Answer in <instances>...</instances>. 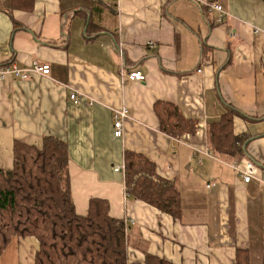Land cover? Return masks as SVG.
Listing matches in <instances>:
<instances>
[{"label": "crops", "instance_id": "obj_1", "mask_svg": "<svg viewBox=\"0 0 264 264\" xmlns=\"http://www.w3.org/2000/svg\"><path fill=\"white\" fill-rule=\"evenodd\" d=\"M201 1L222 4L226 16L196 0H0V63L51 65L48 75L0 80V168L13 167L15 140H64L77 212L92 197L107 199L126 223L129 263L151 253L236 264L244 248L250 264H264V0ZM136 70L144 80L130 78ZM157 101L177 105L195 131H161ZM124 107L119 137L114 110ZM227 107L245 138L241 153L222 157L208 126ZM126 150L176 181L180 219L128 196L124 170H115ZM247 161L255 165L248 182L233 167ZM38 246L34 236L14 238L0 264H35Z\"/></svg>", "mask_w": 264, "mask_h": 264}, {"label": "trees", "instance_id": "obj_2", "mask_svg": "<svg viewBox=\"0 0 264 264\" xmlns=\"http://www.w3.org/2000/svg\"><path fill=\"white\" fill-rule=\"evenodd\" d=\"M160 130L173 137L194 132L197 122L185 118L170 102L155 103ZM236 111L227 107L208 126L214 153L226 157L241 153L244 136L233 132ZM67 143L52 135L38 147L14 141V164L0 168V251L14 238L34 236L39 246L35 264H176L147 253L145 261L129 263L127 226L110 214L109 201L92 197L86 214H79L71 194ZM124 175L129 197L142 200L180 219L182 201L174 179L160 175L145 154L126 150ZM236 264H250L249 251L238 248Z\"/></svg>", "mask_w": 264, "mask_h": 264}, {"label": "built area", "instance_id": "obj_3", "mask_svg": "<svg viewBox=\"0 0 264 264\" xmlns=\"http://www.w3.org/2000/svg\"><path fill=\"white\" fill-rule=\"evenodd\" d=\"M197 2H201L202 4L206 5L209 10H216L220 13V20L224 18L227 14V11L224 9L223 5L217 2H207V1H201V0H196ZM256 31H259L258 29H255ZM51 72V65L49 63H41L37 60L33 61L30 65L28 66H18L15 63H8V64H3L0 63V80L5 79L6 77H15V78H20V79H28L30 78L32 73H38V74H44L48 75ZM130 78L132 80H144L145 75L139 71H132L129 74ZM79 95V92L74 90L70 94V98L74 103H78L81 98ZM128 114V109L127 108H118L114 110V127H115V135L116 136H122V126H123V118L126 117ZM233 167L238 170V172L242 175L244 180L246 182L250 181L251 178L254 176V163L251 161H247L242 164H237L234 163ZM116 171H123L124 170V165L115 167ZM215 185L214 182L211 184L208 183V186Z\"/></svg>", "mask_w": 264, "mask_h": 264}]
</instances>
